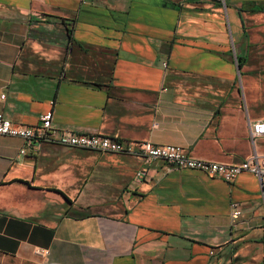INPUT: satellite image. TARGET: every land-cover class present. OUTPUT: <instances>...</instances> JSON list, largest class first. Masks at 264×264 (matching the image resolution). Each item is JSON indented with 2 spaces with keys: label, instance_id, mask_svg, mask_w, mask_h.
Here are the masks:
<instances>
[{
  "label": "crops",
  "instance_id": "obj_1",
  "mask_svg": "<svg viewBox=\"0 0 264 264\" xmlns=\"http://www.w3.org/2000/svg\"><path fill=\"white\" fill-rule=\"evenodd\" d=\"M49 111L199 160L264 156V0H0V114L35 127ZM24 145L0 135V264H264L251 173L153 161L139 183L130 154Z\"/></svg>",
  "mask_w": 264,
  "mask_h": 264
},
{
  "label": "built area",
  "instance_id": "obj_2",
  "mask_svg": "<svg viewBox=\"0 0 264 264\" xmlns=\"http://www.w3.org/2000/svg\"><path fill=\"white\" fill-rule=\"evenodd\" d=\"M215 1L226 7V0ZM163 67H167V62L163 63ZM0 135L23 139L25 145L21 154H25L30 149L39 150L44 144H52L102 153H126L139 157L144 161V165L136 175V181L139 183L144 180L148 167L153 161H162L182 170L199 171L228 183H232L240 174L248 172L258 177L264 196V156L256 152L248 160L233 165L199 160L187 155L179 146L156 145L151 142L133 143L122 140L117 135L102 136L79 133L71 129H60L53 123L52 111L43 114L40 117V124L35 127L15 124L0 114ZM251 135L252 138L264 136V119L251 123ZM232 209L234 216L242 214L237 203L232 204ZM37 253L46 256L49 251L38 249Z\"/></svg>",
  "mask_w": 264,
  "mask_h": 264
}]
</instances>
